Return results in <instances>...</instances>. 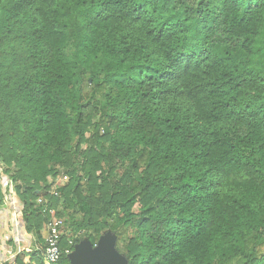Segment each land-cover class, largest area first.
<instances>
[{"label":"trees","instance_id":"16d2710c","mask_svg":"<svg viewBox=\"0 0 264 264\" xmlns=\"http://www.w3.org/2000/svg\"><path fill=\"white\" fill-rule=\"evenodd\" d=\"M0 167L16 264H49L50 209L55 264L106 232L128 264H264V0H0Z\"/></svg>","mask_w":264,"mask_h":264},{"label":"built area","instance_id":"2783aa9c","mask_svg":"<svg viewBox=\"0 0 264 264\" xmlns=\"http://www.w3.org/2000/svg\"><path fill=\"white\" fill-rule=\"evenodd\" d=\"M0 177L3 183L4 188H8L9 193L7 194L8 196V202L10 205L12 206L14 209V225L13 227L15 228L16 232H18V223H17V219L15 217H20V215L17 213V211H15V207L18 205L17 200L15 198L14 195V190H13V184L10 180H8L7 178H5L2 175V169L0 167ZM60 179L63 180H67V176L65 175H61L60 178L57 179V181L59 182ZM51 183V182H50ZM57 185V183H51L50 184V188L48 190L49 194L52 195H56L57 194V189L58 188H54ZM42 197V196H41ZM38 198L37 200V205H44L46 203V201L42 198ZM50 218L47 221V223L44 226V251H43V257L44 260L46 262H48L49 264H55L59 261L61 255H62V251L60 249V240L61 237L64 235L65 233V229H64V220L61 218H58L54 215V211L53 210H49L48 211ZM17 243L20 244L22 243L21 238H19V236L17 237ZM69 245L72 246L74 248V242L72 240L68 241ZM72 251L71 250H66L64 253L69 255ZM19 253V251L17 252Z\"/></svg>","mask_w":264,"mask_h":264},{"label":"crops","instance_id":"0c3cea01","mask_svg":"<svg viewBox=\"0 0 264 264\" xmlns=\"http://www.w3.org/2000/svg\"><path fill=\"white\" fill-rule=\"evenodd\" d=\"M3 192L6 191L3 189ZM8 202V196L4 195V200L0 206V264H16L17 259L23 258V251L25 248H31L32 237L26 234L23 229V219L21 208L19 205L15 207V211L20 215V217H15L19 225L18 232H16L14 225V209ZM13 224V225H12ZM45 231L43 229L42 235L44 237ZM21 238L22 245L17 243V237ZM25 244V246H23ZM40 247L39 243L35 241L33 247ZM19 251V253H17Z\"/></svg>","mask_w":264,"mask_h":264},{"label":"water","instance_id":"95a60500","mask_svg":"<svg viewBox=\"0 0 264 264\" xmlns=\"http://www.w3.org/2000/svg\"><path fill=\"white\" fill-rule=\"evenodd\" d=\"M116 237L106 232L93 245L88 240H78L74 250L67 256L70 264H128L116 249Z\"/></svg>","mask_w":264,"mask_h":264},{"label":"rangeland","instance_id":"374dc122","mask_svg":"<svg viewBox=\"0 0 264 264\" xmlns=\"http://www.w3.org/2000/svg\"><path fill=\"white\" fill-rule=\"evenodd\" d=\"M66 182H67V180H63V181H62V180L60 179L59 183H58L54 188H59V186L64 185ZM20 245H22V244H20ZM23 246H25V244H23ZM73 250H74V248H73Z\"/></svg>","mask_w":264,"mask_h":264}]
</instances>
